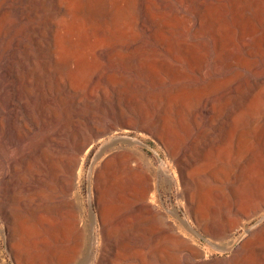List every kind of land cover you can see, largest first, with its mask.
<instances>
[{"label":"bare ground","instance_id":"6f19581e","mask_svg":"<svg viewBox=\"0 0 264 264\" xmlns=\"http://www.w3.org/2000/svg\"><path fill=\"white\" fill-rule=\"evenodd\" d=\"M189 117L195 127L200 118L221 131L223 143L216 149L232 146L243 155L231 197L222 195L221 187L212 189L216 201L203 184L198 183L197 194L190 188L209 174L205 164L210 156L205 155L201 167L193 149L185 146L192 135ZM134 130L166 149L161 181L172 183L179 176L193 207L191 219L151 206L158 183L153 164L144 166L131 152L117 149L120 143L139 144L126 135ZM95 134L106 142L96 162L111 154L90 190L98 212L92 208L87 215L80 200L79 166ZM7 152L12 156L6 157ZM34 163L47 168L56 199V214L39 215V224L73 238L57 264H124L126 260H113L122 255L114 252L116 237L125 235L131 223L146 221L159 260L142 264H196L185 254L195 252L188 231L224 234L244 225L251 212L264 215V0H0L4 208L13 184L7 180L9 170ZM247 236L230 264H264L245 260L256 250L263 257L264 226Z\"/></svg>","mask_w":264,"mask_h":264},{"label":"rangeland","instance_id":"374dc122","mask_svg":"<svg viewBox=\"0 0 264 264\" xmlns=\"http://www.w3.org/2000/svg\"><path fill=\"white\" fill-rule=\"evenodd\" d=\"M150 89L151 87L145 93H148ZM198 121L201 125L199 124L200 127H195V124L193 126L192 117L188 118L187 122L192 126V135L186 141L185 146L193 149L192 151L196 155V163L201 165V167L204 166L205 155L209 154L210 158L208 161L210 163L205 164V172L209 174L199 179L197 184L193 183L190 188L197 194L199 184H203L204 187L210 188L208 192L212 199L216 201L219 196L212 189L221 187L224 191V193L220 191L223 193L222 195L229 198L232 196V186L236 181L235 179L240 178L239 166L243 164L244 157L242 154L240 156L237 155L232 146L228 147L227 150L229 151L227 153L226 147L221 149L218 146L219 148L216 149V145L223 143V134L216 127L205 124L208 123L207 120L203 121L198 118ZM126 135L131 136V138H137L139 144L128 145L120 143L117 146L118 151L131 152L133 157L139 159L144 166L152 163V175L160 183H157V187L153 188L152 194L155 204H151V206H155L157 210L164 213H168L169 211L177 212L183 220L189 219L193 207L185 200L186 194L179 176L175 177L174 170L171 168L170 175L174 176L175 181L172 183L168 182L169 184L166 181H161V163L168 161L166 149L155 138L143 135L139 131L134 130L132 133ZM92 137L90 138L92 141L89 140V145L86 146L82 153L84 162L79 166L82 169L79 180L80 200L86 208L87 215L91 214L92 208L95 213L98 212L96 195L93 194L90 199V190L94 187L97 171L108 159V155L111 154V152H106L96 162V157L106 142H100L102 138H100L99 134L92 135ZM27 144L28 141L18 149L17 154H22L24 151L23 147ZM155 149L158 151L160 157L156 156ZM141 155L143 156L141 157ZM11 156L10 152L6 153V157ZM221 167L224 173L219 174ZM90 169H93L91 182L89 181ZM9 172L7 180L11 179L13 184L7 190L4 201L6 207L4 208L0 203V264H28L29 260H49L52 261V264H57V261L60 260L59 256L69 252L73 238L71 234L65 235L64 232L58 229L44 228L38 222L39 215L48 216L51 214V216H54L56 214V210L54 209L55 203H53L56 199L52 198L53 188L50 186L51 182L48 178L47 168L44 165L34 163L30 168L23 165L13 166ZM214 172L216 173L215 176H213ZM218 176L221 177V183L216 180ZM131 201L134 202V198H131ZM129 214L132 217L131 215L134 212L130 211ZM263 217L264 215L261 210L251 212L247 218H244V225L219 235L212 229L202 230L204 228L199 229L195 227L197 231L196 235L188 231V238L191 244H193L195 252L193 255L185 253L187 254V260L193 259L196 264H230L236 255L238 249L236 246L242 244L248 234L264 226V219L261 220ZM86 219L87 217L84 218V220ZM20 222H22V225H18ZM12 226L16 227V229L14 230ZM131 226L133 227L131 228ZM245 233H247L246 236L242 238ZM41 239L45 241L44 245L41 244ZM233 242L235 243L232 244ZM116 244L117 249L114 252L118 253L121 251L124 256L122 257L119 254L113 260H126L124 264H142L143 261L159 260L158 254L156 252L153 253L155 239L150 233V226L147 221L142 224L131 223L125 235H118L116 237ZM125 246L127 247L126 250H124ZM97 252L95 260L99 261L102 258V249H98ZM258 252L260 254L261 251L256 250V253L247 254L245 260H264V255L262 257L261 254H257ZM47 254H49V257ZM36 255H42L43 257L36 258ZM83 257L82 254L79 260H82Z\"/></svg>","mask_w":264,"mask_h":264}]
</instances>
